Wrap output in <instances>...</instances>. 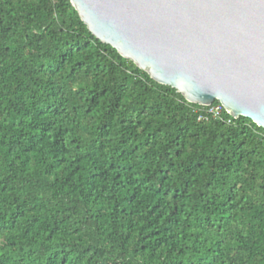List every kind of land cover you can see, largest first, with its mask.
<instances>
[{"label":"trees","instance_id":"16d2710c","mask_svg":"<svg viewBox=\"0 0 264 264\" xmlns=\"http://www.w3.org/2000/svg\"><path fill=\"white\" fill-rule=\"evenodd\" d=\"M207 109L0 0V264H264V131Z\"/></svg>","mask_w":264,"mask_h":264},{"label":"water","instance_id":"95a60500","mask_svg":"<svg viewBox=\"0 0 264 264\" xmlns=\"http://www.w3.org/2000/svg\"><path fill=\"white\" fill-rule=\"evenodd\" d=\"M88 31L188 103L264 131V0H70Z\"/></svg>","mask_w":264,"mask_h":264},{"label":"built area","instance_id":"2783aa9c","mask_svg":"<svg viewBox=\"0 0 264 264\" xmlns=\"http://www.w3.org/2000/svg\"><path fill=\"white\" fill-rule=\"evenodd\" d=\"M222 107L221 105H217V106H209L207 111H206V114L208 116H211L213 118H218L220 117V114H221V111H222ZM228 122L230 123V120H228Z\"/></svg>","mask_w":264,"mask_h":264}]
</instances>
